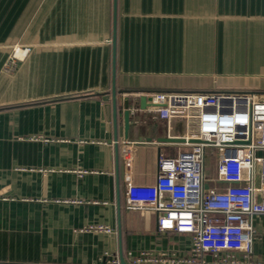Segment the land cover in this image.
I'll return each mask as SVG.
<instances>
[{
  "label": "crops",
  "instance_id": "crops-1",
  "mask_svg": "<svg viewBox=\"0 0 264 264\" xmlns=\"http://www.w3.org/2000/svg\"><path fill=\"white\" fill-rule=\"evenodd\" d=\"M113 13L114 0H0V264L188 254L189 235L123 209L121 144L133 142L131 181L151 183L158 155L182 149L183 124L150 101L132 106L126 136L116 116V158L105 107ZM115 23L117 90L264 99V0H116ZM253 227L249 261L264 264V214Z\"/></svg>",
  "mask_w": 264,
  "mask_h": 264
},
{
  "label": "built area",
  "instance_id": "built-area-1",
  "mask_svg": "<svg viewBox=\"0 0 264 264\" xmlns=\"http://www.w3.org/2000/svg\"><path fill=\"white\" fill-rule=\"evenodd\" d=\"M146 95L159 118L181 120L182 149L158 155L155 180L142 184L131 181L133 142L121 144L123 209L152 213L158 230L187 234L191 245L185 257L128 254L131 264H260L249 260L253 218L264 214V99L245 89Z\"/></svg>",
  "mask_w": 264,
  "mask_h": 264
},
{
  "label": "water",
  "instance_id": "water-1",
  "mask_svg": "<svg viewBox=\"0 0 264 264\" xmlns=\"http://www.w3.org/2000/svg\"><path fill=\"white\" fill-rule=\"evenodd\" d=\"M114 22H113V30H112V56H111V91H110V103L106 104V110L110 109V114H111V122H112V128L114 131V137L115 139L113 142V151L118 158V151H119V143L116 138V116L119 114L123 118V128H124V136L127 134V129L129 127V118H130V108L132 106H138V108L142 109L146 106L147 101L150 100V98L146 95V93L140 91V90H117L115 86V76H116V68H115V63H116V23H115V18H116V0H114ZM103 95H107L105 93H102ZM117 94L119 95H124L121 98V102L118 106L117 104ZM179 141H182L181 138H177ZM118 207L120 206L119 203L117 205ZM118 263L119 264H127L125 261L122 251H119V257H118ZM211 264V263H207Z\"/></svg>",
  "mask_w": 264,
  "mask_h": 264
},
{
  "label": "rangeland",
  "instance_id": "rangeland-1",
  "mask_svg": "<svg viewBox=\"0 0 264 264\" xmlns=\"http://www.w3.org/2000/svg\"><path fill=\"white\" fill-rule=\"evenodd\" d=\"M211 171V172H210ZM209 172H210V175H212L213 173V169H211ZM207 259H209L210 257L209 256H206Z\"/></svg>",
  "mask_w": 264,
  "mask_h": 264
}]
</instances>
